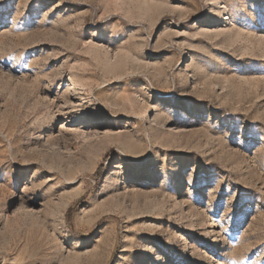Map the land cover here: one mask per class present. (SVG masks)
I'll list each match as a JSON object with an SVG mask.
<instances>
[{
    "label": "rangeland",
    "instance_id": "374dc122",
    "mask_svg": "<svg viewBox=\"0 0 264 264\" xmlns=\"http://www.w3.org/2000/svg\"><path fill=\"white\" fill-rule=\"evenodd\" d=\"M0 264H264V0H0Z\"/></svg>",
    "mask_w": 264,
    "mask_h": 264
},
{
    "label": "bare ground",
    "instance_id": "6f19581e",
    "mask_svg": "<svg viewBox=\"0 0 264 264\" xmlns=\"http://www.w3.org/2000/svg\"><path fill=\"white\" fill-rule=\"evenodd\" d=\"M72 85V88H75V83H72L71 84ZM78 89V88H77ZM76 89V90H77ZM101 131H103V130H99L97 127H91V128H89V130H87V133L88 132H90V133H93V134H95V133H105V132H107V131H104V132H101ZM110 131V130H109ZM151 176H154L153 174H150ZM155 178V177H154ZM83 210V209H82Z\"/></svg>",
    "mask_w": 264,
    "mask_h": 264
},
{
    "label": "trees",
    "instance_id": "16d2710c",
    "mask_svg": "<svg viewBox=\"0 0 264 264\" xmlns=\"http://www.w3.org/2000/svg\"><path fill=\"white\" fill-rule=\"evenodd\" d=\"M101 170H102V169H101V168H99V169H98V172H100Z\"/></svg>",
    "mask_w": 264,
    "mask_h": 264
}]
</instances>
